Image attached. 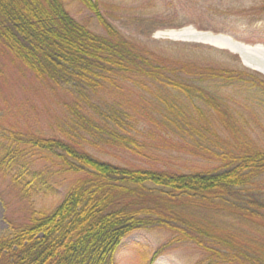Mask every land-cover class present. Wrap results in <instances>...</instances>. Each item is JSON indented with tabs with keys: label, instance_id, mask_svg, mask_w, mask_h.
<instances>
[{
	"label": "trees",
	"instance_id": "obj_1",
	"mask_svg": "<svg viewBox=\"0 0 264 264\" xmlns=\"http://www.w3.org/2000/svg\"><path fill=\"white\" fill-rule=\"evenodd\" d=\"M74 1L101 34L76 21L64 0H0V57L66 98L65 118L52 136L0 119V176L27 207L23 222L7 220L0 264H117L122 241L151 229L173 236L158 255L188 243L204 254L196 264H264V200L249 196L264 176V149L235 126L232 100L223 94L255 90L264 96L262 77L230 54L238 67L160 56L117 32L96 0ZM178 45L191 57L213 51ZM152 87L159 100L149 110L155 115L138 119L131 102L146 100L140 93L153 94ZM138 125L148 126L143 139ZM156 137L160 144L169 140L159 147L210 166L184 173L100 157L118 149L155 160L159 150L147 142ZM43 156L55 171L40 164ZM67 177L74 182L60 204L36 210L35 198L57 195Z\"/></svg>",
	"mask_w": 264,
	"mask_h": 264
},
{
	"label": "rangeland",
	"instance_id": "obj_2",
	"mask_svg": "<svg viewBox=\"0 0 264 264\" xmlns=\"http://www.w3.org/2000/svg\"><path fill=\"white\" fill-rule=\"evenodd\" d=\"M69 14L90 29L101 34L94 17L74 0H64ZM106 21L122 36L144 49L157 52L160 56L184 60H197L200 63L222 65L236 68L239 65L261 76L264 75L242 65L240 57L225 49L207 44L171 40L156 37L158 33L189 27L197 32L222 35L242 45L260 44L264 47V0H96ZM180 43H193L208 46L213 51L204 50L191 57L177 50ZM223 52V53H221ZM226 53V54H224ZM236 56L238 64L226 56ZM196 58V59H195ZM157 87L152 93L141 92L146 100L138 97L131 102L139 113L138 119L148 114L159 100L155 99ZM225 98H231L228 104L234 116L235 126L245 129L252 139L264 149V96L255 90H223ZM151 95V96H150ZM110 99V98H107ZM119 100V98H118ZM123 100V99H122ZM66 98L53 94L37 83L33 77L8 57H0V119L5 117L8 125H16L25 132L41 133L52 136L58 131V124L65 118L62 107ZM112 101V100H111ZM155 115V113H152ZM147 116V117H148ZM148 125V124H147ZM147 125H138L137 133L141 139L148 133ZM152 131V128H150ZM156 136V135H155ZM147 142L156 147L155 160L136 158L118 149H105L101 159L119 166L167 168L189 173L210 166L204 161L165 150V143ZM164 142V141H163ZM95 155H98L94 153ZM99 156V155H98ZM49 159L41 157L40 164L52 168ZM67 180L61 184L57 195L35 198V209L49 212L57 207L74 182ZM9 182L0 176V237L8 233L7 220L23 222L27 207L20 201L9 186ZM246 194V193H245ZM251 199L264 200V176L249 193ZM261 197V198H260ZM172 234L160 229L136 231L126 237L116 252L117 264H196L204 258L197 247L183 243L167 248L160 255L157 249L167 243Z\"/></svg>",
	"mask_w": 264,
	"mask_h": 264
},
{
	"label": "bare ground",
	"instance_id": "obj_3",
	"mask_svg": "<svg viewBox=\"0 0 264 264\" xmlns=\"http://www.w3.org/2000/svg\"><path fill=\"white\" fill-rule=\"evenodd\" d=\"M156 37H166L171 40L198 42L216 48L225 49L240 57L242 65L264 75V48L241 45L222 35L197 32L189 27L179 31H166L158 33Z\"/></svg>",
	"mask_w": 264,
	"mask_h": 264
},
{
	"label": "water",
	"instance_id": "obj_4",
	"mask_svg": "<svg viewBox=\"0 0 264 264\" xmlns=\"http://www.w3.org/2000/svg\"><path fill=\"white\" fill-rule=\"evenodd\" d=\"M237 43V42H236ZM238 44H240V43H238ZM242 45V44H241ZM246 46H250V48H252V47H261V48H264L263 46H261V45H246Z\"/></svg>",
	"mask_w": 264,
	"mask_h": 264
}]
</instances>
